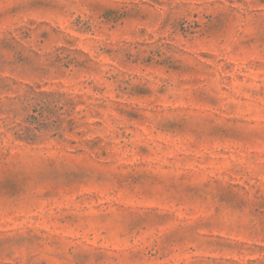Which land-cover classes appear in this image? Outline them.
<instances>
[{
	"label": "rangeland",
	"instance_id": "obj_1",
	"mask_svg": "<svg viewBox=\"0 0 264 264\" xmlns=\"http://www.w3.org/2000/svg\"><path fill=\"white\" fill-rule=\"evenodd\" d=\"M0 264H264V0H0Z\"/></svg>",
	"mask_w": 264,
	"mask_h": 264
}]
</instances>
